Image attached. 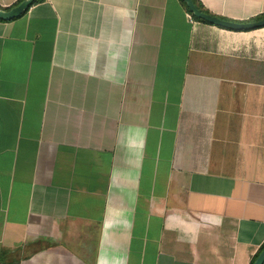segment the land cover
Returning a JSON list of instances; mask_svg holds the SVG:
<instances>
[{
	"label": "crops",
	"instance_id": "0c3cea01",
	"mask_svg": "<svg viewBox=\"0 0 264 264\" xmlns=\"http://www.w3.org/2000/svg\"><path fill=\"white\" fill-rule=\"evenodd\" d=\"M263 245L264 28L181 0L0 21V264H251Z\"/></svg>",
	"mask_w": 264,
	"mask_h": 264
},
{
	"label": "water",
	"instance_id": "95a60500",
	"mask_svg": "<svg viewBox=\"0 0 264 264\" xmlns=\"http://www.w3.org/2000/svg\"><path fill=\"white\" fill-rule=\"evenodd\" d=\"M35 1L36 0H22L19 4L13 6L10 9L0 8V20L11 21L20 17L29 9V7L34 4ZM181 1L185 4L187 11L196 19L204 21L210 25L220 27L222 29L234 32H247L264 28V17L242 22L233 21L202 12L199 8H197L192 0ZM253 264H264V247L257 255Z\"/></svg>",
	"mask_w": 264,
	"mask_h": 264
},
{
	"label": "trees",
	"instance_id": "16d2710c",
	"mask_svg": "<svg viewBox=\"0 0 264 264\" xmlns=\"http://www.w3.org/2000/svg\"><path fill=\"white\" fill-rule=\"evenodd\" d=\"M22 0H18L17 1V3L15 4V5H17V4H19L20 2H21ZM193 2H194V4L197 6V8H199L202 12H204V13H206V14H210L207 10H205L203 7H202V5L197 1V0H192ZM40 2V0H36L35 2H34V4H36V3H39ZM181 3L185 6V4L181 1ZM33 4V5H34ZM14 5V6H15ZM185 8H186V6H185ZM186 10H187V8H186ZM188 12V11H187ZM189 13V12H188ZM190 14V13H189ZM191 15V14H190ZM212 15V14H211ZM192 16V15H191ZM196 21H198V22H202V23H205V24H208V23H206V22H204V21H201V20H198V19H196L194 16H192ZM261 17H264V14L263 15H261L260 17H258V18H261ZM219 18H221V17H219ZM258 18H255V19H258ZM224 19V18H223ZM0 21H2V20H0ZM2 22H6V21H2ZM263 247H264V245L261 247V249H260V251L263 249ZM259 251V252H260ZM259 254V253H258ZM257 254V255H258ZM257 255H255V258L252 260V262H251V264H253V262H254V260L256 259V257H257Z\"/></svg>",
	"mask_w": 264,
	"mask_h": 264
}]
</instances>
